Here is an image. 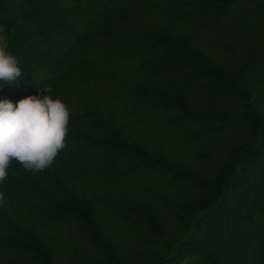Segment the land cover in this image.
Returning <instances> with one entry per match:
<instances>
[{"label": "trees", "instance_id": "1", "mask_svg": "<svg viewBox=\"0 0 264 264\" xmlns=\"http://www.w3.org/2000/svg\"><path fill=\"white\" fill-rule=\"evenodd\" d=\"M0 48V99L71 109L54 162L0 185L1 259L58 264L38 200L85 264H264V0H0Z\"/></svg>", "mask_w": 264, "mask_h": 264}, {"label": "clouds", "instance_id": "2", "mask_svg": "<svg viewBox=\"0 0 264 264\" xmlns=\"http://www.w3.org/2000/svg\"><path fill=\"white\" fill-rule=\"evenodd\" d=\"M22 69L18 58L0 48V87L18 83ZM18 99H0V185L13 158L25 170H43L66 146L71 109L50 87ZM46 93V94H44ZM4 194L0 192V203Z\"/></svg>", "mask_w": 264, "mask_h": 264}, {"label": "rangeland", "instance_id": "3", "mask_svg": "<svg viewBox=\"0 0 264 264\" xmlns=\"http://www.w3.org/2000/svg\"><path fill=\"white\" fill-rule=\"evenodd\" d=\"M39 183L41 188L48 194L52 192L55 186L53 182L39 180ZM26 204L24 220L33 221V219H36V231L42 239L49 245L61 247L62 255L58 260V264H85L90 258L94 257V251L91 246L78 238H73L60 232L58 225L52 224L45 227L47 220L43 219L44 217L40 214L46 210V202L30 200ZM0 225L5 227L3 219H0ZM11 261L7 254H4L2 259L0 258V264H10Z\"/></svg>", "mask_w": 264, "mask_h": 264}]
</instances>
